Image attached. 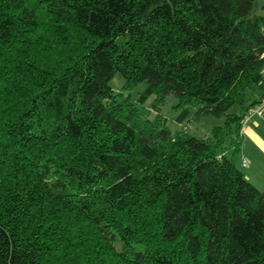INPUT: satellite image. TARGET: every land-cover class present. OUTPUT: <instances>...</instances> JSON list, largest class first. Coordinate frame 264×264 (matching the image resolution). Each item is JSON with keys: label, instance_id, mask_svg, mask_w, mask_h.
<instances>
[{"label": "trees", "instance_id": "trees-1", "mask_svg": "<svg viewBox=\"0 0 264 264\" xmlns=\"http://www.w3.org/2000/svg\"><path fill=\"white\" fill-rule=\"evenodd\" d=\"M257 4L0 0V264H264V191L236 163ZM171 94L223 124L172 133L150 117Z\"/></svg>", "mask_w": 264, "mask_h": 264}, {"label": "rangeland", "instance_id": "rangeland-1", "mask_svg": "<svg viewBox=\"0 0 264 264\" xmlns=\"http://www.w3.org/2000/svg\"><path fill=\"white\" fill-rule=\"evenodd\" d=\"M259 6L255 7V11H261L264 15V0H258ZM125 80L120 74H116L110 81V86L115 92H122L124 96L131 95L132 98L137 99L139 95L145 90L146 83L140 82L131 87L124 88ZM154 96L150 95L142 104L146 108H151ZM179 99L175 95L171 94L167 97L165 103L159 110L152 109L150 117L155 118L159 115L160 121L165 122V125L176 133L182 127L186 129V132L190 135L198 138H208L212 136V130L215 126L223 124V118L214 115H206L199 119L193 118V111L186 116L181 117L183 106L179 104ZM237 108H235L236 110ZM236 163L244 174V168L240 167L239 154L236 157ZM245 176V174H244ZM246 177V176H245ZM259 188V187H258ZM261 190V188H259Z\"/></svg>", "mask_w": 264, "mask_h": 264}, {"label": "crops", "instance_id": "crops-1", "mask_svg": "<svg viewBox=\"0 0 264 264\" xmlns=\"http://www.w3.org/2000/svg\"><path fill=\"white\" fill-rule=\"evenodd\" d=\"M257 13L263 14L262 10ZM239 140L240 167L244 168L246 178L264 191V114L255 115L242 123ZM243 158L247 160L245 166L242 164Z\"/></svg>", "mask_w": 264, "mask_h": 264}, {"label": "built area", "instance_id": "built-area-1", "mask_svg": "<svg viewBox=\"0 0 264 264\" xmlns=\"http://www.w3.org/2000/svg\"><path fill=\"white\" fill-rule=\"evenodd\" d=\"M264 114V89L258 101L247 108L243 113L242 123L248 121L253 116H262ZM247 163L246 158H243L242 164L245 166Z\"/></svg>", "mask_w": 264, "mask_h": 264}]
</instances>
